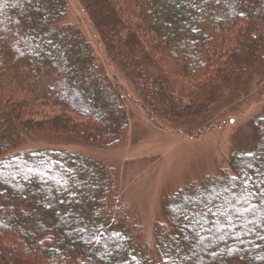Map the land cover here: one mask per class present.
I'll return each mask as SVG.
<instances>
[{
    "label": "trees",
    "instance_id": "trees-1",
    "mask_svg": "<svg viewBox=\"0 0 264 264\" xmlns=\"http://www.w3.org/2000/svg\"><path fill=\"white\" fill-rule=\"evenodd\" d=\"M81 1L87 12L91 4L102 16L99 30L105 44L108 43V52L115 50L129 58L138 66V72L144 65L163 72L162 65L166 63L168 67L170 59L172 68L167 69L172 71L170 78L164 74L162 77L170 82L173 78L176 86H181L182 79L175 72L184 75L190 69L191 74L207 76L199 79L192 89L200 86L218 94L221 89L236 86L239 73L252 58L264 57V0ZM23 2L29 3L12 2L17 14L13 19L16 33L8 34L6 30L11 28L12 20L7 24L0 11V165L5 161L8 166L22 169L17 170V176L10 173L4 177L0 171V226L3 221L16 227L12 241L2 242L0 249L11 248L20 257H25L26 249L34 250L36 264H264V255L257 258L264 252V198L254 199L257 205L253 211L242 212L237 203L246 196L229 192L224 203L230 215L235 216L234 222L213 220L207 210L222 197L219 193L229 191L233 184L239 190L264 189V164L258 166L255 162L264 156V149L259 147L262 138L257 140L264 127V116L254 123V149L231 159L232 174L220 171L198 187H185L168 196V205L170 201L174 205L191 203V217L184 219L188 215L179 211L172 218L173 213L163 204L166 222L154 232L153 256L146 254L140 223L115 193L112 173L106 165L88 159L92 165L78 171L74 164L86 158L66 150L38 149L9 155L8 151L18 145V138L26 128L38 131L48 123L75 131L90 130L107 144V138L118 135L127 120L125 107L115 101L111 85L98 69L88 42L76 26L63 22L65 0H38L37 8L30 4L25 9L21 6ZM52 13L51 18L44 16ZM23 47L28 53H22ZM156 49H162L160 56ZM176 56L179 59L172 58ZM56 63L66 79L60 78ZM43 78L51 83L47 91L34 92ZM153 78L147 72L144 74L146 82H153ZM65 83L90 85L93 91L99 90L100 103L110 108L111 114L105 112L104 120L95 124L77 122L64 115L48 118L46 122L26 116L32 97L26 99L21 92L83 115L77 108L76 97L65 94ZM29 87H33L32 91ZM62 94L65 98L59 97ZM55 161L53 169H46V163L48 167ZM58 162L73 168L69 179L81 189L67 190L65 169L62 171ZM44 172L52 173L54 178L46 181ZM239 172L247 179L252 176L248 185L235 179ZM56 179L64 180L65 184L58 186ZM25 180L28 185L21 183ZM73 195L79 198L78 204L74 203ZM199 209L202 212L193 215ZM223 215V211H217L218 219ZM230 223L238 240L251 239L247 245L240 242L234 246ZM201 225H205L208 237L199 236ZM95 232L105 238L99 244ZM31 259L26 258L28 264H35ZM1 261L11 262L7 258Z\"/></svg>",
    "mask_w": 264,
    "mask_h": 264
},
{
    "label": "rangeland",
    "instance_id": "rangeland-1",
    "mask_svg": "<svg viewBox=\"0 0 264 264\" xmlns=\"http://www.w3.org/2000/svg\"><path fill=\"white\" fill-rule=\"evenodd\" d=\"M28 1L29 3L21 4L23 9L30 4L36 8L39 5L38 0L36 3L35 0ZM12 2L15 0H0L1 15L6 18L7 24L9 19L12 20L11 28L6 30L9 31L8 34L17 32L16 23L13 22L17 14L12 7ZM118 2L119 0L116 1ZM65 3L66 14L63 22L76 26L88 42L98 69L111 85L115 101L125 107L126 126L118 135L109 136L106 140L109 142L103 144L105 139L98 140L99 135L93 131L82 129L75 131L68 127L45 123L42 130L31 132L30 129H24L21 137L18 138V145L8 151L9 155L15 154L16 156L38 149L66 150L86 158L74 164L78 171L87 170V165H92L88 159L106 165L112 173L115 193L118 197L120 196L124 208L129 213H133L140 223L146 254L153 256L154 232L157 227H164L163 224L166 222L163 204L167 205L173 213L172 218L174 214H180L179 211L188 215L184 219L191 217L189 212L191 203L174 205L170 201L168 205V196L185 187H198L200 183L213 179L220 171L232 174L230 161L233 156L254 149L253 128L257 119L264 116V57L252 58L239 73L236 86L232 89H221L218 94L210 93L205 87L200 86L192 89L199 79L207 76L194 73L193 75L190 69H186L184 75L175 72V75L182 79L181 86H176L173 78L170 82L162 77L165 75L170 78L172 71L167 70L172 68L170 59L168 63L170 68L164 62L163 72H155L151 65L140 67L141 72H138V66L136 68L135 63L129 58L115 50L108 52V43L105 44L99 30L103 25L101 22L103 18L94 6L89 4L90 10L87 12L81 0H65ZM52 15L53 13L44 16L51 18ZM126 23L128 24V21ZM111 40L113 41V38ZM151 42L150 40L149 43ZM149 43L146 42L147 45ZM153 46L156 45L153 44ZM148 49L150 50V47ZM161 50L156 49V54L160 56ZM22 53H28V49L23 47ZM51 57L55 59L53 53ZM172 58L179 59L177 56ZM186 62L189 64L188 61ZM55 66H58L60 78L64 79L65 75L61 72L60 64L56 63ZM146 72L147 75L154 77L153 82L144 80ZM197 76H199L198 79ZM50 84L47 78H43V81L38 82L34 87V92L45 93ZM32 88L29 87V91H32ZM63 90L67 96L76 97L77 108H80L83 115H76L77 113L69 112L64 107L52 104L48 100L34 98L29 92H21L20 95L26 99L32 97L26 116L32 117L34 121L46 122L48 118L64 115L77 122L95 124L97 121L104 120L105 112L106 114L112 112L102 101L100 103V91H93L90 85L65 83ZM170 96L172 101H170ZM59 97L65 98L63 94ZM100 110L101 112L103 110V114ZM96 115H99L98 119L95 118ZM259 138H262L261 141ZM257 140L260 142L259 147L264 149L263 126ZM255 162L258 166H263L264 156ZM55 163L56 161L50 163L48 167L46 163V169L50 167L53 169ZM58 165L63 168L62 171L65 169L66 181L69 182L67 190L72 192L73 188L81 189L69 179L68 175L74 172L73 168L62 162H58ZM60 168L57 169L61 171ZM17 170L22 169L8 166L5 161L0 165V171H3L4 177L10 176V173L17 176ZM44 177L46 181H49L53 175L50 172H44ZM235 179L248 185L252 176L247 179L243 172H239ZM219 180L221 181L222 178ZM63 181L56 179L58 186L65 184ZM21 183L28 185L26 180ZM231 186L233 188L229 191L219 193L222 197L215 200L213 208L207 209L210 210V218L213 220L234 222L235 216L230 215L224 203L229 192L239 197L246 196L243 200L241 199L240 203H237L242 212L253 211L257 205L254 199L264 198L263 188L245 187L239 190L236 184ZM56 191L60 198L57 189ZM72 197L74 203L78 204L79 198L74 195ZM218 210L224 212L222 219L217 217ZM201 212L200 209L196 210L193 215ZM1 222L0 244L12 241L13 230L16 228L12 223ZM230 225V234L234 235V246L240 242L247 245L251 239L238 240L234 225L231 223ZM204 227L205 225L199 226V236L208 237ZM95 235L96 244L105 239L96 232ZM0 250V264L4 258L11 261L6 264H18V262L20 264V261L28 264V260L30 261L32 257L35 261L31 260L37 263V256L32 255L35 253L34 250L26 249L25 257L18 256L11 248ZM262 255L264 252L258 254L257 258H262ZM183 258L186 260V255H183Z\"/></svg>",
    "mask_w": 264,
    "mask_h": 264
},
{
    "label": "snow or ice",
    "instance_id": "snow-or-ice-1",
    "mask_svg": "<svg viewBox=\"0 0 264 264\" xmlns=\"http://www.w3.org/2000/svg\"><path fill=\"white\" fill-rule=\"evenodd\" d=\"M217 3H219V0H217Z\"/></svg>",
    "mask_w": 264,
    "mask_h": 264
}]
</instances>
